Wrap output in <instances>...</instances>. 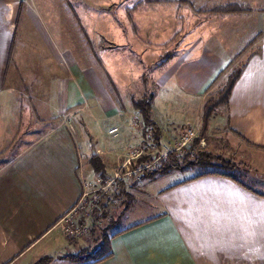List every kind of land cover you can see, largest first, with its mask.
Segmentation results:
<instances>
[{
	"label": "crops",
	"instance_id": "crops-1",
	"mask_svg": "<svg viewBox=\"0 0 264 264\" xmlns=\"http://www.w3.org/2000/svg\"><path fill=\"white\" fill-rule=\"evenodd\" d=\"M67 1L0 0V157L10 154L9 162L0 163V264H36L44 257H49L50 264L56 260L71 264L65 257L91 249L96 242L91 233L95 217L88 223L86 236L64 235L60 222L77 207L84 184L97 174L90 161L93 153L100 157L107 173L114 170L120 158L117 137L111 136L110 140L100 134L87 154L83 142L63 123L50 126L42 135L28 134L16 142L18 136L12 138L13 128L20 123L19 109L18 119L8 123L7 113L12 109L4 102L15 96L17 80L30 81L38 90L37 96L47 97L35 112L43 127L64 116L60 115L62 106L71 102L68 107L84 105L86 94H90V101L96 99V86L87 82L91 76L87 69L94 72L93 79H100L99 74L85 64V59L81 64L70 57V20L64 6ZM238 3L257 5L256 0ZM71 12L78 22V14L73 9ZM251 14L257 13L252 9L238 16ZM259 42L258 52L243 64L227 107H221L224 109L217 123L215 115L208 127L210 132L215 125L221 126L218 134L225 148L244 156L243 160L229 157L230 152L223 155L217 151L209 134L196 149L243 164L242 170H250L246 172V183L236 176L193 179L194 175L166 187L157 197L155 216L119 230L122 233L111 241L113 256L98 264H264V193L248 184L251 172L264 176V35H260ZM193 53L189 49L174 55L177 89L171 94L173 102L165 101L168 108L183 102L191 112L200 103L203 112L209 87L232 58V54L222 51L212 55L209 50L198 58ZM188 118L189 114L185 115V121ZM155 122L163 139L171 143L178 138L169 135L172 126ZM93 125L102 127L98 121ZM114 128L118 127L111 126L110 130ZM137 190L144 198L147 196L143 187ZM131 191L126 189V197L132 199Z\"/></svg>",
	"mask_w": 264,
	"mask_h": 264
},
{
	"label": "rangeland",
	"instance_id": "rangeland-1",
	"mask_svg": "<svg viewBox=\"0 0 264 264\" xmlns=\"http://www.w3.org/2000/svg\"><path fill=\"white\" fill-rule=\"evenodd\" d=\"M186 1L165 0L162 3H149L148 0H69L65 2V9L68 10L65 13L69 15L68 19L70 20L68 32L70 57L81 64H83L85 59V64L92 66L94 71L99 74L100 79H96V77L93 79L94 72L87 69L88 75L92 76H89L87 82L95 84L97 93L94 96L96 99L90 101L88 98L90 94H86L87 102L84 105L68 107V105L72 104L71 102L64 107L62 106L60 110L62 114L60 115L64 116L50 120L45 127L38 124V119L41 118H38L39 114L36 115L35 112L36 106H43L42 99L47 97L37 96L38 90L31 85L30 81L17 80L15 96H10L4 102L8 108L12 109V111L7 113L8 123L18 119L16 114L19 109L20 123L15 129L13 128L15 132L14 136L12 135V138L18 136L15 138V142L28 134L42 135L50 126H55L59 123L71 127L70 129L75 133L77 139L83 142L84 153L87 152V154L90 153V148L94 146L95 140L99 138L100 134L105 135L104 137H109L110 140L111 136L117 137L116 140L119 141V144L116 146L118 147L116 151L120 152V158L119 160L117 159L114 170L106 172V174L131 172L134 176L141 175L140 181L134 179L124 182L126 189L131 188L133 198L131 199V196L129 198L123 197L111 204V210H109L107 218L101 219L97 223L94 233L96 242L91 249L98 247L105 232L111 235L122 228L155 216L154 206L160 191L205 171L202 169L184 172L175 171L165 177L155 179L150 177L144 179L143 177V175L151 172V170L146 172V169L143 168L147 167L148 169L152 166L156 168L155 166H158L162 160L167 158L168 153L172 152L173 146H175L180 133L185 127H192L197 134V138H199L201 133L203 107L200 103L193 106L192 110L194 111L191 112L188 111L187 104L183 102H176L177 104L170 108L166 106L165 101L173 102L171 94L175 93L173 91L177 89L175 77L178 66L174 63V55L183 54L189 49L194 51L193 57L195 58L200 55L203 56L209 50L212 55H218L220 51L232 54L231 63L225 70L221 71L215 82L209 87L211 92L206 96L207 102V100L215 97L220 92L231 72L241 68L250 56L259 50L260 35H264V13H259L258 8L262 4L264 5V0L263 2L256 0V6H249L250 9H254L255 13H257L249 16L218 14V12L211 11L213 8L230 2L238 4V1L244 0ZM246 1L253 3L255 0ZM133 7L137 9L133 11L132 22L129 19L128 9ZM201 8H206V11L200 12L199 9ZM72 9L75 10L82 21L90 37V44L84 40L79 27H76L77 22L73 19ZM134 25L137 30H135ZM259 29H262V31H259ZM256 35L259 38L254 40L253 38ZM226 45L230 47L227 48L225 47ZM168 54L173 55L171 60L161 66L160 64L165 59L164 56ZM100 61H102V67L97 65ZM105 71L111 75L116 83V93L110 91ZM91 88L93 89V87ZM93 91L95 93L94 89ZM31 93H33V97ZM90 93L93 95L92 92ZM151 94H154L156 100L154 121L172 126L168 131L169 135L178 136L171 143L161 137L164 143L158 146L155 142V135L152 138V143H148L144 128L142 126L139 128L133 126L135 117H137L140 124L144 125L145 123L141 114L134 110L132 101L134 99H142L145 95ZM161 101H164V104ZM0 103L2 102L0 101ZM9 104L16 105L11 107ZM222 109L224 108L217 110L215 113L216 117L212 118L216 123L218 121L216 118L220 116ZM187 114H189L190 118L185 121V115ZM107 115L112 116V118L109 119ZM97 121L98 125L102 126L100 129L93 125ZM105 123H107L106 127L103 126ZM111 126H117L118 131L110 134ZM220 127L215 125L210 132L208 130L205 133L207 136L210 135L211 144L212 142L216 144L218 146L217 151H220L223 155H226V152H230L229 157L236 161L243 160L244 156L241 158V155L238 156L235 151L231 152L225 148V142L222 136L218 134L221 132ZM130 139L134 141H130ZM168 139L172 140L170 137H167ZM139 147H141V155L135 159H129L127 153L138 151ZM6 155L5 158L0 157V163H3L4 160L9 162L8 155L10 154ZM172 155L181 159L177 154L173 153ZM236 161L233 162L235 165H240L241 168L240 171H234L232 174L246 183V172L250 170H242L243 164L236 163ZM120 163L123 164L120 165ZM119 165L120 167H117ZM140 169L141 171H139ZM242 172L246 176L241 174ZM251 173L248 176V179H250L248 184L264 193V176L261 177ZM142 187L147 194L145 198L137 190ZM117 191H119V188ZM138 196L140 198H137ZM123 204L126 206H123ZM127 206L129 209L125 212ZM64 254L66 255L67 253ZM52 264L69 263L56 260Z\"/></svg>",
	"mask_w": 264,
	"mask_h": 264
},
{
	"label": "trees",
	"instance_id": "trees-1",
	"mask_svg": "<svg viewBox=\"0 0 264 264\" xmlns=\"http://www.w3.org/2000/svg\"><path fill=\"white\" fill-rule=\"evenodd\" d=\"M186 1V0H183ZM149 3L152 2H158L162 3L165 2V0H148ZM187 2V1H186ZM137 8L133 7L128 9L129 10V19L133 22V11H135ZM200 12L206 11V8L199 9ZM210 11V10H209ZM212 12H218V14H249L252 12V9L248 5L245 4H235V3H228L223 6H219L216 8L211 9ZM260 11L264 13V6L260 8ZM75 18L78 20L79 30L83 35L84 40L90 44L91 40L90 37L86 31V29L83 27V24L81 23V20L78 18L77 15H75ZM135 26V25H134ZM135 30H137V27L135 26ZM259 37L255 36L254 40H257ZM172 54L165 55L164 61L160 64L161 66H164L167 64L171 58ZM102 64V61H100ZM244 66H242L239 69H235L231 72V74L228 76V79L226 81V84L224 87L220 90V92L213 98L207 100V102L204 105L203 109V124L202 129L199 138H197L194 141V144L190 151L184 156L178 158L175 155H172L173 153L168 154L167 158L165 160H162L158 166H153L146 169L145 171L148 172L151 170L150 173L143 175L144 179H148L149 177L151 179H155L158 177H165L172 172L180 171L184 172L187 170H195V169H202L206 172H203L201 174H198L193 177L198 178L205 175H223L226 177H230L234 179V176L232 172L239 171L241 168L240 165L236 164L229 158H226L222 155H216L212 154L206 151L197 150L200 146L201 141L204 139L205 133L208 130L210 121L213 116H215L216 111L221 108L228 105L231 94L233 92L234 87L236 86L238 80L241 78V75L243 73ZM105 77L107 84L110 88V91L112 93H116L117 86L111 77V75L105 71ZM119 101V99H118ZM155 103V97L154 94L151 95H145L142 99L136 100L134 99L132 101V105L134 110L138 111L141 116L143 117L145 126L148 128H152L154 130L155 135V142L158 146H160V141L162 137V133L160 128L157 126L153 119V107ZM255 147V146H254ZM258 148V147H256ZM195 152L194 154H192ZM91 165L96 173H105V166L100 157L97 155V153H93L91 156ZM126 187L124 184H119V191H117L113 196L110 197H104V202L101 203V208L99 209L98 214L94 218V225L92 227L91 233L94 234L97 223L104 218H107V215L109 213V210H111V204L114 203V201H117L118 199H121L122 197H126ZM107 198V199H106ZM123 206H126L123 204ZM129 209L127 206L125 208V212ZM124 212V213H125ZM110 228V227H108ZM122 231H117L112 233L111 235H108L107 232L104 233V235L101 238V241L95 249H84L81 250L77 255L73 256H67L65 257L69 261H71L74 264H98L101 262H104L105 260L111 258L113 256L112 248H111V241L114 237L121 234ZM36 264H50L49 257H44L40 259Z\"/></svg>",
	"mask_w": 264,
	"mask_h": 264
},
{
	"label": "built area",
	"instance_id": "built-area-1",
	"mask_svg": "<svg viewBox=\"0 0 264 264\" xmlns=\"http://www.w3.org/2000/svg\"><path fill=\"white\" fill-rule=\"evenodd\" d=\"M135 118L136 119L133 120V126L137 128L142 126L146 133V141H148V143H152L154 130L152 128H147L145 124H140L137 117ZM117 131L118 129L114 128L110 131V134L116 133ZM196 139L197 134L195 130L190 126L185 127L176 141V143L178 142L177 145L174 142L175 146H173L171 153L177 154L180 157L185 156L192 148ZM142 148L144 149L143 146ZM127 154L129 159H135L141 155V147L138 148V151L128 152ZM162 156L164 157V155ZM143 169H147V167ZM139 171H141V169ZM135 176L131 172H127L125 174L115 173L112 175L97 173L93 179L87 181L84 184V190L79 204L67 213L60 222L64 235H88L90 231V224L88 223L91 222L98 214L99 209L101 208V203L104 202V197H109L112 191H116L119 183H124L127 180L141 179V175Z\"/></svg>",
	"mask_w": 264,
	"mask_h": 264
}]
</instances>
